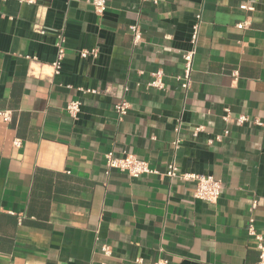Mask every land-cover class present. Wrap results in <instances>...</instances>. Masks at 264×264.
<instances>
[{
	"label": "crops",
	"instance_id": "obj_1",
	"mask_svg": "<svg viewBox=\"0 0 264 264\" xmlns=\"http://www.w3.org/2000/svg\"><path fill=\"white\" fill-rule=\"evenodd\" d=\"M159 69L165 88L147 86ZM227 109L249 120L226 122ZM1 111L0 264H260L248 226L264 244V0H107L102 14L92 0H0ZM109 152L158 172L109 169ZM172 161L221 180L217 202L168 177Z\"/></svg>",
	"mask_w": 264,
	"mask_h": 264
},
{
	"label": "built area",
	"instance_id": "obj_2",
	"mask_svg": "<svg viewBox=\"0 0 264 264\" xmlns=\"http://www.w3.org/2000/svg\"><path fill=\"white\" fill-rule=\"evenodd\" d=\"M34 1V0H29ZM92 4L94 9L97 13L102 14L107 8V0H92ZM243 9H251L248 5H242ZM195 22L192 25V32H191V48L185 51L184 57V69L182 74L178 76L179 79L182 80V87L187 90L190 82H191V73L193 71V63L195 56L197 54V45L200 37V29H201V21H202V14L201 12L196 14ZM240 25H243L242 23ZM130 30L133 36V41L135 43L140 42L142 40V31L140 28L139 23H135L130 25ZM65 38L62 34L58 35V53L57 58L52 64L54 68V73H60L62 68V60L65 56ZM95 54L96 51H89L83 50L81 51L82 56H87L89 54ZM164 71L159 69L153 73V78L147 83V86L154 87L157 89H164L165 82H164ZM86 92L97 93L98 89H86ZM81 101L80 100H72L67 104V111L68 113L76 118L80 111H81ZM114 108L118 114V119L121 121L123 117L127 114L130 103L124 99L119 100L115 103ZM0 115L3 116L5 121H9L11 119V112L10 111H1ZM224 120L229 122L231 120H235L239 124H244L248 121L247 115H239L238 117H232L231 111L227 109ZM203 127L199 126L195 128L194 134L197 135L199 131H201ZM179 130V128H178ZM228 133V130L225 131V134ZM16 147H20L22 142L20 139H16L14 142ZM175 145L178 146V141L175 142ZM106 166L107 168H117L120 171L128 173L132 177H140L143 174L147 173H157L158 171L151 168L148 161L141 159L132 154H126L122 157L115 156L113 152H109L106 154ZM166 175L171 179L178 178L181 180H193L195 181V187L193 189V196L195 198L209 201V202H217L222 189L223 183L221 180L216 179L213 175H207L202 173H193V172H182L175 161H172L167 164L166 167ZM250 224L248 226L249 233L254 235L255 238L258 240V248L260 250V264H264V244L262 242L261 235L256 233L253 219L250 220ZM104 253L106 255L111 254V250L109 246L104 248ZM103 264H108L104 262ZM153 264H169L168 259L161 258L156 260Z\"/></svg>",
	"mask_w": 264,
	"mask_h": 264
}]
</instances>
